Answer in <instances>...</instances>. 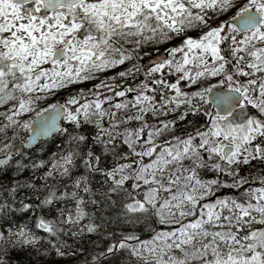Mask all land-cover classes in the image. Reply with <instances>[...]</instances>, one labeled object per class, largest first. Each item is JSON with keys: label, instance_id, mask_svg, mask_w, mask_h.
Masks as SVG:
<instances>
[{"label": "snow or ice", "instance_id": "obj_1", "mask_svg": "<svg viewBox=\"0 0 264 264\" xmlns=\"http://www.w3.org/2000/svg\"><path fill=\"white\" fill-rule=\"evenodd\" d=\"M53 135L63 137L53 159L34 158ZM258 165L264 0H0V264L42 239L11 225L17 212L55 238L56 256L75 255L61 235L97 232L86 204L118 209L130 229L104 236L92 264H264ZM41 169L46 195L18 199L41 191ZM144 221L146 239L135 231Z\"/></svg>", "mask_w": 264, "mask_h": 264}, {"label": "trees", "instance_id": "obj_2", "mask_svg": "<svg viewBox=\"0 0 264 264\" xmlns=\"http://www.w3.org/2000/svg\"><path fill=\"white\" fill-rule=\"evenodd\" d=\"M192 35H195L196 33H191ZM179 43L178 40H174L169 45H161V50H163L166 47H170L174 44ZM147 59V58H146ZM143 63V61L141 62ZM120 70H117L118 72ZM113 74V73H112ZM111 74V75H112ZM139 79H142V77H139ZM118 83H132L131 78L127 81H118ZM94 83L89 84H82L78 85L76 87L79 88H90L91 85ZM106 91V90H105ZM110 94V93H109ZM65 95L58 94V96H54L50 98L48 101H45L41 104V107H46L50 103H54L57 101L63 102ZM107 107V105H105ZM172 117H169L171 119ZM190 121L196 122L198 121V117L196 116H190ZM199 122H202L199 121ZM131 125H129L130 127ZM178 129L180 131H184L185 129L191 130L192 124L188 121H182L179 122L177 125ZM63 137H60L58 135H55L54 137L44 140L43 148H30V150H33L35 152L34 158H43L46 161H51L53 159V154L57 152L58 148L62 146ZM255 163V162H254ZM264 166L258 165L257 168L253 169L254 173H258L259 175H264V172H262L260 169ZM45 169L39 170L35 175L37 179L35 180L36 185L38 188H41V191L38 193H33L31 190H21L18 195V199H25L26 196L31 197L32 199L28 202H34L35 197L39 195V197L42 199L44 195H46L47 190L42 188V180L39 179V177L43 174ZM245 173L242 171L241 175H244ZM15 175V174H13ZM33 174L31 172H25L23 176L21 177L22 180L28 179V177L32 176ZM102 178L93 176L91 178L92 185H93V191H97V189H100V180ZM66 181L63 179H58L57 181H49V183H55L57 187L62 186ZM7 179L5 180V184H7ZM230 192V190H222L221 193L218 195H226ZM97 199H100L99 195L96 197ZM38 202V201H35ZM61 207L63 205H60ZM68 208H74L75 204L74 202L68 203ZM86 211L90 213L91 221L98 225V230L95 233H87L85 232L82 235L78 236H63L61 235V240L67 241V244L69 245V248L64 249L65 251L73 250L76 252L75 255H67L65 257H59L56 256L54 250L51 249V246L48 244V239H52L53 242H55L54 237H48L47 233L42 232L39 229H36L34 227V221L35 217L31 216L30 214H22V213H14L13 216L10 218L11 225L13 227L16 226H24L27 225L32 232H34L37 236L41 237L40 243L36 245L35 248L29 247L26 248L23 251H10L9 254L5 257V260L8 262V264H92V258L93 256L97 255L100 252H103L108 244L109 241L107 239H104V236H106L108 233L112 232H120V231H129L130 229L128 226L118 223L117 222V211L116 208H109L105 204H100L99 206L92 205V204H86L85 205ZM45 215L46 219H53L55 216V213L48 212V210H43L42 213ZM89 222V219L86 218L82 223L87 224ZM0 224H3V221H0ZM7 227V225H5ZM64 228H68L69 225H63ZM79 227V226H78ZM151 227L152 223L151 221H144L138 224L135 228V231L137 234L141 235L142 238H150L151 234ZM119 238V237H116ZM44 253H47L45 255ZM103 264H109L108 261H104ZM120 264H125L124 261H121Z\"/></svg>", "mask_w": 264, "mask_h": 264}, {"label": "rangeland", "instance_id": "obj_3", "mask_svg": "<svg viewBox=\"0 0 264 264\" xmlns=\"http://www.w3.org/2000/svg\"><path fill=\"white\" fill-rule=\"evenodd\" d=\"M130 63H132V62H130ZM124 67H127V65H125ZM117 70H121V69H115L114 71L116 72ZM112 74V72H109V73H105L104 75H107V76H110ZM98 81H92L91 83H97ZM90 83V84H91ZM92 86V85H91ZM58 94H63V95H66L64 92H60V93H58ZM58 94L56 95V96H58ZM55 96V97H56ZM54 97V96H53ZM52 98V97H51Z\"/></svg>", "mask_w": 264, "mask_h": 264}, {"label": "water", "instance_id": "obj_4", "mask_svg": "<svg viewBox=\"0 0 264 264\" xmlns=\"http://www.w3.org/2000/svg\"><path fill=\"white\" fill-rule=\"evenodd\" d=\"M53 136H55V135H53ZM53 136H52V137H53ZM52 137L44 138V140L50 139V138H52ZM34 147H36V146H32L31 148H34Z\"/></svg>", "mask_w": 264, "mask_h": 264}]
</instances>
